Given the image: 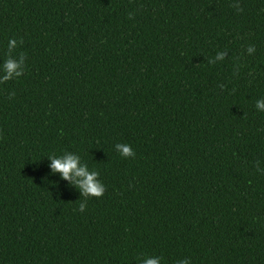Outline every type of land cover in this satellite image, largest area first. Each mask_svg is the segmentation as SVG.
Returning a JSON list of instances; mask_svg holds the SVG:
<instances>
[{
    "label": "trees",
    "instance_id": "trees-1",
    "mask_svg": "<svg viewBox=\"0 0 264 264\" xmlns=\"http://www.w3.org/2000/svg\"><path fill=\"white\" fill-rule=\"evenodd\" d=\"M22 53L0 264H264V0H0V77ZM66 152L106 188L84 212Z\"/></svg>",
    "mask_w": 264,
    "mask_h": 264
},
{
    "label": "clouds",
    "instance_id": "clouds-1",
    "mask_svg": "<svg viewBox=\"0 0 264 264\" xmlns=\"http://www.w3.org/2000/svg\"><path fill=\"white\" fill-rule=\"evenodd\" d=\"M238 11H242L240 5L234 4L232 5ZM129 18H132V14L129 13ZM23 43V40H20ZM17 40L11 39L8 42L9 50L16 47ZM255 52L254 46H249L247 48V53L252 55ZM26 55L24 53L21 54L20 62L12 59L9 55V58L5 59L3 69L5 75L0 77V84L7 83L13 80L14 77L19 78L24 75V68H22V64L24 63V57ZM217 59L224 60V54L221 53L217 56ZM209 64H214L211 59L208 60ZM238 74V72H237ZM15 93L13 92L9 99L14 97ZM258 111L264 112V99H260L256 101L255 105ZM116 151L120 154L121 157L128 159L134 158L135 152L132 150L131 146L128 144L117 143L115 145ZM48 159L51 161L50 167L52 173H59L60 177L65 180L69 181L74 187H76L79 192L81 193V198L79 202V211L84 212L87 207V202L91 198L99 199L101 198L106 188L104 184L99 180V172L92 170L90 171L86 164L81 163V158L78 155H74L70 152L64 153L62 156H49ZM260 171V169H257ZM143 264H160L159 259H145ZM177 264H191L189 259H183L177 262Z\"/></svg>",
    "mask_w": 264,
    "mask_h": 264
}]
</instances>
